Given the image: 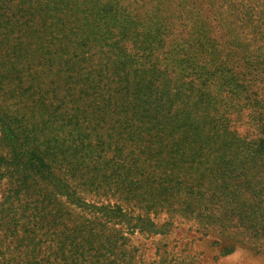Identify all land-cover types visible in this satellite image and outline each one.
<instances>
[{"label":"rangeland","instance_id":"obj_1","mask_svg":"<svg viewBox=\"0 0 264 264\" xmlns=\"http://www.w3.org/2000/svg\"><path fill=\"white\" fill-rule=\"evenodd\" d=\"M19 2L0 0V264H264V172L224 139V109L170 90L173 103L127 122L115 65L126 70L129 53L140 60L131 45L106 53L114 39L98 31L84 68L70 35L43 12H18ZM199 3L214 43L240 47L264 96V0ZM175 27L161 58L187 38ZM228 115V132L253 143L249 112ZM191 122L197 137L183 138ZM142 125L161 139L130 140ZM225 161L245 170H218Z\"/></svg>","mask_w":264,"mask_h":264},{"label":"trees","instance_id":"obj_2","mask_svg":"<svg viewBox=\"0 0 264 264\" xmlns=\"http://www.w3.org/2000/svg\"><path fill=\"white\" fill-rule=\"evenodd\" d=\"M19 1L18 6H13L18 12H43L50 26H57L70 35L71 41H68L77 46L75 53L84 68L97 53L93 44H100L95 39L100 33L98 31L103 30L114 39L109 46L105 42L102 44L106 53L109 49L120 51L124 42L126 49L128 44L131 45L132 51L139 54L140 60H134L129 53L126 55V70L121 67L120 62L115 65L116 69L120 66L121 72L126 75V95L128 94L132 110L127 122H136L137 113L148 114L164 103H173L170 90L175 95L194 93L192 97L195 106L208 110L224 109L221 114L222 127L227 132L224 139L229 136V140L238 142L239 152L255 163L252 165L254 171L264 172V96L253 89L251 78H254L252 73L255 69L242 56L243 52L237 44L230 43L232 47L226 53L218 48L214 43L211 19L208 21V16L201 13L203 11L199 0ZM24 2H27V6L23 5ZM183 6L194 12H183ZM176 25L181 26L180 32L187 34V38H178L175 44L171 42L172 53L165 59L161 58V52L157 51H163L164 37L170 35ZM115 29L117 34L113 36L112 31ZM139 38L143 40L139 41ZM146 41L154 42L155 48L145 46ZM72 55L73 52L71 58ZM161 60L169 67L160 69L158 63ZM115 74L112 73L114 77H118ZM171 74L180 76L173 80ZM158 80L160 83L157 84ZM171 82L178 84L170 86ZM246 111L250 114L251 125L256 129L251 144L238 139L234 131L228 132L232 121L228 113L236 115L238 120ZM141 128L142 134H131L129 139H161L159 134L151 133L150 126L142 125ZM191 131L195 132L192 122L185 126L182 137L196 139L197 134L192 135ZM235 154L238 152L235 151ZM220 169L223 172H243L245 167L241 164L239 168L238 164L225 161L224 167H219L218 170ZM212 170L210 166L208 172Z\"/></svg>","mask_w":264,"mask_h":264}]
</instances>
